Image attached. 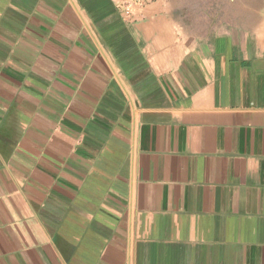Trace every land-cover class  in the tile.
<instances>
[{
    "label": "crops",
    "instance_id": "0c3cea01",
    "mask_svg": "<svg viewBox=\"0 0 264 264\" xmlns=\"http://www.w3.org/2000/svg\"><path fill=\"white\" fill-rule=\"evenodd\" d=\"M174 15L0 0V264H264V21Z\"/></svg>",
    "mask_w": 264,
    "mask_h": 264
},
{
    "label": "rangeland",
    "instance_id": "374dc122",
    "mask_svg": "<svg viewBox=\"0 0 264 264\" xmlns=\"http://www.w3.org/2000/svg\"><path fill=\"white\" fill-rule=\"evenodd\" d=\"M175 17L189 23L210 22V34L241 27L256 28L264 21V0H168ZM210 13V14H207Z\"/></svg>",
    "mask_w": 264,
    "mask_h": 264
},
{
    "label": "built area",
    "instance_id": "2783aa9c",
    "mask_svg": "<svg viewBox=\"0 0 264 264\" xmlns=\"http://www.w3.org/2000/svg\"><path fill=\"white\" fill-rule=\"evenodd\" d=\"M121 18L127 23H136L143 18L146 0H111Z\"/></svg>",
    "mask_w": 264,
    "mask_h": 264
}]
</instances>
